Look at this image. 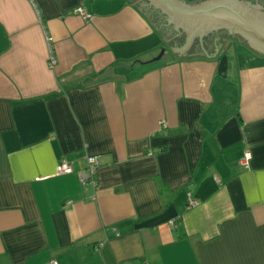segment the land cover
Returning a JSON list of instances; mask_svg holds the SVG:
<instances>
[{
	"label": "crops",
	"instance_id": "0c3cea01",
	"mask_svg": "<svg viewBox=\"0 0 264 264\" xmlns=\"http://www.w3.org/2000/svg\"><path fill=\"white\" fill-rule=\"evenodd\" d=\"M211 34L177 53L142 0H0V264H264V56Z\"/></svg>",
	"mask_w": 264,
	"mask_h": 264
},
{
	"label": "water",
	"instance_id": "95a60500",
	"mask_svg": "<svg viewBox=\"0 0 264 264\" xmlns=\"http://www.w3.org/2000/svg\"><path fill=\"white\" fill-rule=\"evenodd\" d=\"M147 2L148 6L163 16L173 30L185 36V45L179 49H171L172 52L183 53L195 40L200 41L201 46L202 38L224 30L232 38L240 37L251 51L264 56V12L248 2L240 0H202L193 4L185 3L183 0ZM226 71L227 57L222 55L219 58L217 73L225 75Z\"/></svg>",
	"mask_w": 264,
	"mask_h": 264
},
{
	"label": "built area",
	"instance_id": "2783aa9c",
	"mask_svg": "<svg viewBox=\"0 0 264 264\" xmlns=\"http://www.w3.org/2000/svg\"><path fill=\"white\" fill-rule=\"evenodd\" d=\"M28 1L33 2V0H28ZM74 13L81 16L83 19L88 18L86 11L82 7L75 8ZM49 62L51 66L54 64V57L52 54H50ZM161 125L165 126L164 122H162ZM249 160H250L249 153L244 152L242 158L239 160V165L243 168H248ZM85 162H86L85 168L78 172L79 183L83 187L87 185L94 186L95 185L94 176H95L96 168L99 166V162L96 156H86ZM72 172H73V168L71 164L64 159L59 160L55 166V174L57 175H68L71 174ZM187 197H188L187 208H192L198 204V200L193 198L190 192H187ZM47 264H57V262L55 260H50Z\"/></svg>",
	"mask_w": 264,
	"mask_h": 264
},
{
	"label": "flooded vegetation",
	"instance_id": "af4514ba",
	"mask_svg": "<svg viewBox=\"0 0 264 264\" xmlns=\"http://www.w3.org/2000/svg\"><path fill=\"white\" fill-rule=\"evenodd\" d=\"M240 1L248 2L252 6L257 7L260 11L264 12V0H240ZM197 2H199V1H197ZM142 7L150 18H152V19L156 18L157 24L163 23V16L161 14H159V12L157 10H153L152 7L148 6L147 0H142ZM215 33L222 34L223 36H226L227 40H237L240 43L243 42V40L240 37H237V36H235L234 38L230 37L228 35V33L224 30H219V31L213 32V34H215ZM242 44H245V43L243 42Z\"/></svg>",
	"mask_w": 264,
	"mask_h": 264
},
{
	"label": "rangeland",
	"instance_id": "374dc122",
	"mask_svg": "<svg viewBox=\"0 0 264 264\" xmlns=\"http://www.w3.org/2000/svg\"><path fill=\"white\" fill-rule=\"evenodd\" d=\"M185 1H187V2H194L195 0H185ZM241 43H243V42H241Z\"/></svg>",
	"mask_w": 264,
	"mask_h": 264
}]
</instances>
